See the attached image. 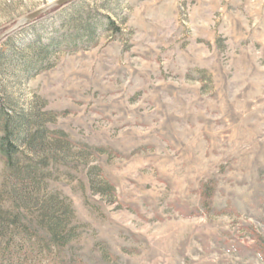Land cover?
<instances>
[{
	"label": "rangeland",
	"instance_id": "374dc122",
	"mask_svg": "<svg viewBox=\"0 0 264 264\" xmlns=\"http://www.w3.org/2000/svg\"><path fill=\"white\" fill-rule=\"evenodd\" d=\"M55 1L0 0V35ZM0 113L38 175L0 158L1 264H264V0L51 8L0 40Z\"/></svg>",
	"mask_w": 264,
	"mask_h": 264
},
{
	"label": "trees",
	"instance_id": "16d2710c",
	"mask_svg": "<svg viewBox=\"0 0 264 264\" xmlns=\"http://www.w3.org/2000/svg\"><path fill=\"white\" fill-rule=\"evenodd\" d=\"M112 26V23H110ZM30 128L25 131V135L23 137V144L27 151H30L31 154L37 152V149H40L43 147V140L45 137V134H47L44 130L40 129L36 126V122L32 120L30 117L29 119ZM0 124H1V135H0V158L3 160L5 167L7 170L15 172V176L17 178H21L20 180L23 181V178L27 179V182L32 187L34 186V180L37 178L36 171H31V168L37 164V162L34 165H26L23 167H18V155H21L25 153L24 151H20V148L16 145V141L18 139L15 137L12 129H11V120L8 115H3V113H0ZM32 128H35L34 131H32ZM63 136V135H62ZM82 149L88 150L86 146H81ZM24 149V150H25ZM25 150V151H26ZM101 149H92L93 152ZM46 160L38 162V164L45 163ZM107 188L111 191H113L112 187L110 185H106ZM211 196H212V190L209 188V186L203 187L201 190V203L204 208V210L210 211L211 210ZM47 209V208H46ZM50 209V207L48 208ZM47 209V210H48ZM51 211V210H50ZM54 213H49V234H51L50 242L56 239V235L59 230V226L61 221L53 215ZM14 235H16L13 227H11V224L5 223L0 221V264L5 262L4 260L10 259L11 257H14L11 252V249L13 248L14 244ZM36 247L39 248L38 243L34 244ZM23 246L19 247L21 251H23ZM50 248L47 249V251ZM12 253V254H11Z\"/></svg>",
	"mask_w": 264,
	"mask_h": 264
},
{
	"label": "water",
	"instance_id": "95a60500",
	"mask_svg": "<svg viewBox=\"0 0 264 264\" xmlns=\"http://www.w3.org/2000/svg\"><path fill=\"white\" fill-rule=\"evenodd\" d=\"M71 1H73V0H57V1L49 4L48 6L42 8V9H40L38 11H35L34 13L30 14L29 16L24 17L23 19H21L20 21L15 23L12 28H10L9 30H7L4 33H2L0 35V40H2L5 36H7V35L11 34L12 32H14L15 30H17L18 28L33 22L38 16H40L43 13H45L49 9L54 8V7L62 6V5L67 4V3L71 2Z\"/></svg>",
	"mask_w": 264,
	"mask_h": 264
}]
</instances>
